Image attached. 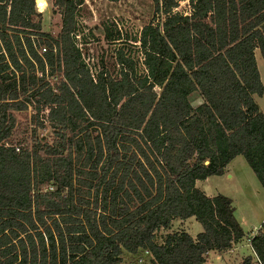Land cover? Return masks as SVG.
<instances>
[{
  "label": "trees",
  "instance_id": "1",
  "mask_svg": "<svg viewBox=\"0 0 264 264\" xmlns=\"http://www.w3.org/2000/svg\"><path fill=\"white\" fill-rule=\"evenodd\" d=\"M152 0L155 18L91 72L77 42L85 0H0V264H207L246 233L233 200L196 186L243 156L264 189V0ZM108 35L113 36L108 30ZM115 73V74H114ZM202 103L193 106L192 96ZM31 110L30 138L16 113ZM202 232L157 233L174 220ZM264 264V221L250 238Z\"/></svg>",
  "mask_w": 264,
  "mask_h": 264
},
{
  "label": "rangeland",
  "instance_id": "2",
  "mask_svg": "<svg viewBox=\"0 0 264 264\" xmlns=\"http://www.w3.org/2000/svg\"><path fill=\"white\" fill-rule=\"evenodd\" d=\"M38 12L43 14V30L57 36L61 31L62 18L54 12L53 0L36 2ZM180 13H189L188 0L178 8ZM163 17H156L152 0H85L79 13L77 42L82 49L85 61L92 68L106 67L115 72V53L124 48L135 58H140L139 44L134 40L142 28L154 22H162ZM108 30L113 36L108 35ZM261 80L264 84V59L259 51L256 53ZM115 74V73H114ZM261 111L264 113V95H255ZM193 106L202 101L198 95L191 98ZM16 115V136L24 142L28 141V124L33 111L18 112ZM199 187L208 192L209 196L224 195L233 200L235 215L246 233L242 244L232 254L211 252L207 264H243L244 257L252 255L247 246L248 238L257 232L264 221V189L243 156L236 157L227 167L223 176H213L201 181ZM187 231L192 236L202 232V226L195 218L186 225L174 223L169 230L157 233L158 243H162L167 233ZM122 264H153L146 253L132 256L125 254Z\"/></svg>",
  "mask_w": 264,
  "mask_h": 264
},
{
  "label": "crops",
  "instance_id": "3",
  "mask_svg": "<svg viewBox=\"0 0 264 264\" xmlns=\"http://www.w3.org/2000/svg\"><path fill=\"white\" fill-rule=\"evenodd\" d=\"M257 57V56H256ZM255 98V97H254ZM200 100L202 101V99L200 98ZM202 103V102H201ZM200 103V104H201ZM199 104V105H200ZM198 106V105H197ZM226 171H227V168H226ZM226 174V173H225ZM209 179V178H208ZM207 179V180H208ZM206 181V180H205ZM200 182L201 181H197L196 182V186L199 188V189H201L200 187H199V184H200ZM201 190H203V189H201ZM206 194H208V192L207 191H205V190H203ZM209 196V195H208ZM211 197H213L212 195H211ZM189 221H191V218L190 219H188V220H185V221H183V220H179V219H177V220H174L173 221V223H172V225L174 224V223H177V222H180V223H183V224H185L186 225V223L187 222H189ZM169 233H171V232H169ZM256 234V231H255V233H253L249 238H248V244H247V246L252 250V248H251V245H250V238L251 237H253L254 235ZM193 237H196V236H193ZM244 240H242L240 243H238V244H236L234 247H233V249L231 250V251H228V252H226V253H223V254H232L235 250H237L238 249V247L242 244V242H243ZM251 256H254V253H253V251H252V255ZM245 258V257H244ZM242 263H243V261H242Z\"/></svg>",
  "mask_w": 264,
  "mask_h": 264
},
{
  "label": "built area",
  "instance_id": "4",
  "mask_svg": "<svg viewBox=\"0 0 264 264\" xmlns=\"http://www.w3.org/2000/svg\"><path fill=\"white\" fill-rule=\"evenodd\" d=\"M86 63L88 64L89 68L91 69V72L94 73V75H95V69L92 68V66L89 64L88 61H86ZM145 253H146L147 255L149 254L148 252H145Z\"/></svg>",
  "mask_w": 264,
  "mask_h": 264
},
{
  "label": "bare ground",
  "instance_id": "5",
  "mask_svg": "<svg viewBox=\"0 0 264 264\" xmlns=\"http://www.w3.org/2000/svg\"><path fill=\"white\" fill-rule=\"evenodd\" d=\"M42 2H43V0H38V1H37V4H38V3H42Z\"/></svg>",
  "mask_w": 264,
  "mask_h": 264
},
{
  "label": "water",
  "instance_id": "6",
  "mask_svg": "<svg viewBox=\"0 0 264 264\" xmlns=\"http://www.w3.org/2000/svg\"><path fill=\"white\" fill-rule=\"evenodd\" d=\"M38 0H36V2H37Z\"/></svg>",
  "mask_w": 264,
  "mask_h": 264
}]
</instances>
